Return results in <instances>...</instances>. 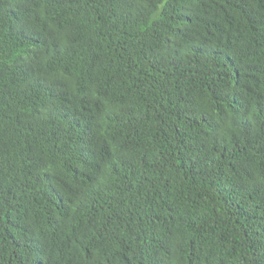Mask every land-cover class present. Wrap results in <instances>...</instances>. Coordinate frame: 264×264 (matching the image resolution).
<instances>
[{"label":"trees","instance_id":"1","mask_svg":"<svg viewBox=\"0 0 264 264\" xmlns=\"http://www.w3.org/2000/svg\"><path fill=\"white\" fill-rule=\"evenodd\" d=\"M0 264H264V0H0Z\"/></svg>","mask_w":264,"mask_h":264}]
</instances>
